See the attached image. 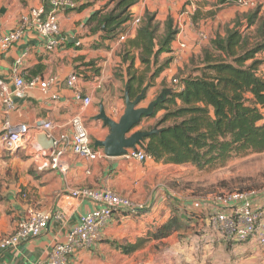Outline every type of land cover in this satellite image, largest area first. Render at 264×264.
Instances as JSON below:
<instances>
[{
	"label": "crops",
	"instance_id": "crops-1",
	"mask_svg": "<svg viewBox=\"0 0 264 264\" xmlns=\"http://www.w3.org/2000/svg\"><path fill=\"white\" fill-rule=\"evenodd\" d=\"M75 2L77 4L75 8L59 13L62 45L58 53L47 51L44 48L42 37L35 31L25 33L23 38L8 50L0 48L1 78L9 74L14 68L16 60L24 51H28V55L21 71L26 79L48 75L63 77L71 72L80 74L81 79L75 88L70 90L66 86H62V94L68 96L64 105L60 101H49L47 96L39 90L28 91L26 95L16 96L15 107L10 113L11 120L15 123L28 124L40 119L51 120L54 123L53 132L57 138L72 135L69 120L75 105V93L79 91L93 95V83L84 79L87 76L89 65L96 61L103 62L104 66L108 65L112 62L114 50L117 48L115 40L111 39L113 35L110 33L96 34L92 32L83 35L78 32L80 23L88 20L106 1L75 0ZM230 2L220 3L219 0H161L159 2L137 0V3L131 8L134 14L144 16L147 11L156 13L157 19L161 21V31L165 28L166 19L171 15L179 28V33L171 46L172 51L159 55L158 65L160 58L161 60L170 58L172 61L169 68L163 70L159 76H171L176 72L179 64L174 61L173 54L182 43L186 46V53L202 49L216 51L215 46L207 42L208 15L213 13L212 9H219V14L228 9V14L233 17L235 10L229 6ZM40 5H44L48 10L53 9L49 0H0V37L14 30L24 14ZM195 16H197L196 20ZM202 33L205 34V38ZM101 35L109 38L107 42L110 43L111 49L94 50L90 47L92 41ZM260 57L263 58L264 54H261ZM135 65L140 70L144 69L139 59L136 60ZM125 75L127 82V74L125 73ZM99 114L95 113L92 104L86 113L88 127L97 121H103L97 118ZM108 114L110 113L108 112ZM3 118L0 104V135L3 131ZM96 141L91 140L93 145ZM4 153L12 157L2 159ZM0 154V236L14 233L18 223L26 217L30 210L42 209L52 214L59 193L71 186L107 187L142 202L150 194L145 191V183L151 174L166 175V168L179 167V165L156 163L149 157L140 163L134 160L129 161L124 156H102L96 161L75 158L70 171L67 174H62L53 168L36 166L32 159L21 151L7 152L0 147ZM20 154H23L27 159H18ZM153 164L158 167L154 168ZM158 193L153 188L148 198L149 201L151 200L148 208L126 212L123 215L116 214L106 225L102 238L94 241L89 247L78 249L71 257L70 264H106L112 258L111 256L115 258L116 256L127 258L132 256L141 246L132 253H125L123 251L125 246L116 243L115 241L118 240L114 241V239L125 238L132 232L136 234L141 232L140 238L138 237L140 241L141 238L156 230L171 215L172 211L166 217L158 216L157 208L159 206L162 208L164 206V209L170 208L171 201L167 195ZM256 203L264 205V196ZM186 204L183 206L189 212L188 215H193L195 223H197L194 227L198 230L202 227L201 232L188 231L181 239L177 238V234H175L163 241H150L154 243L172 241L171 250H174L178 264H231L234 257L238 260V264H264V247H260L256 241L230 245L210 227L207 219L208 211L201 198L189 200ZM96 207L97 205L91 202L85 203L79 214L69 223L51 217L48 227L40 235L22 241L17 247L0 250V264H35L47 260L52 245L57 242H65L69 229L80 222L81 215ZM113 242L119 246L113 245ZM129 264H134V262ZM158 264L164 263L159 261Z\"/></svg>",
	"mask_w": 264,
	"mask_h": 264
},
{
	"label": "trees",
	"instance_id": "trees-1",
	"mask_svg": "<svg viewBox=\"0 0 264 264\" xmlns=\"http://www.w3.org/2000/svg\"><path fill=\"white\" fill-rule=\"evenodd\" d=\"M106 3L90 17L93 32H123L133 17L131 8L137 0H94ZM232 0H219L227 3ZM197 16H195V20ZM179 33L169 15L161 31L156 13L147 11L134 36L122 43L121 63L126 66L125 91L131 99L154 85L170 58L158 66L159 55L171 52ZM216 51L204 50L201 63L184 79L183 90L172 89L155 109L159 131L141 144L145 156L156 163L189 165L199 170H215L226 166L236 156L264 153V14L260 8L250 9L234 19L225 35L213 38ZM139 59L140 70L136 67ZM157 65L152 72V67ZM97 75L101 68L89 65ZM181 210L184 216L181 215ZM179 202L171 215L139 243L163 241L175 234L195 231L197 223ZM140 244L125 246L134 252ZM113 245L119 246L115 242Z\"/></svg>",
	"mask_w": 264,
	"mask_h": 264
},
{
	"label": "built area",
	"instance_id": "built-area-1",
	"mask_svg": "<svg viewBox=\"0 0 264 264\" xmlns=\"http://www.w3.org/2000/svg\"><path fill=\"white\" fill-rule=\"evenodd\" d=\"M49 1L53 6L52 10L46 9L44 5L32 8L29 13L21 17L14 30L0 37V48L8 50L19 42L25 33L35 31L42 37L44 48L47 51L58 53L62 45L59 13L73 9L77 4L75 0ZM150 1L159 2L161 0ZM232 1H235L243 10L260 8L264 14L263 0ZM142 20L143 16L133 13L125 30L115 38L113 37L115 45L118 47L129 37L134 36ZM78 32L83 35L93 32V25L89 19L80 23ZM202 36L205 38L204 33ZM108 45L107 39L97 37L90 47L94 50L107 49ZM185 48V44L182 43L179 49L174 51V61L177 64L184 61ZM27 55L28 51H24L9 74L0 77V104L4 116L3 131L0 135L2 150L21 151L31 158L36 166L53 168L62 174L70 171L75 158L96 161L106 156L104 151L96 148L90 139L86 113L93 104L91 93L79 91L75 93V105L69 120L71 136L64 135L57 138L53 132L54 123L51 120L40 119L32 124L15 123L11 120L10 113L15 107L17 95H26L28 91L39 90L47 96L49 101H60L64 105L68 96L62 94V86L72 90L81 79L77 72H71L63 77L48 75L26 79L21 68ZM99 76L93 69L88 68L84 79L93 82ZM185 77L183 75L179 79H174L176 90L184 89ZM140 146L141 144L135 149L128 150L124 157L129 161L144 162L147 156ZM263 196L264 192L255 189L237 190L212 192L205 194L201 200L207 208L210 227L227 243L241 245L254 240L260 247H264V205L256 203ZM87 202L96 204L97 207L81 215L80 222L69 229L65 242L52 245L47 260L35 264H70L71 257L78 249L89 247L94 241L102 238L106 225L116 214L123 215L126 212L139 211L146 207L145 203L137 202L130 196L107 187L71 186L59 193L52 214L42 209L30 210L26 217L18 223L14 233L0 236V250L17 247L22 241L40 235L48 227L51 217L69 223Z\"/></svg>",
	"mask_w": 264,
	"mask_h": 264
},
{
	"label": "rangeland",
	"instance_id": "rangeland-1",
	"mask_svg": "<svg viewBox=\"0 0 264 264\" xmlns=\"http://www.w3.org/2000/svg\"><path fill=\"white\" fill-rule=\"evenodd\" d=\"M229 6L235 10L233 17L228 14V9H225V12L220 14L218 11L219 9H212L213 13L208 15V43L213 44V38H215L218 34L225 35L226 30L234 26V19L239 14L242 15L249 11L243 10L235 1H231ZM99 37L109 39L102 35ZM114 38H111L112 41L115 40ZM121 46L122 44L114 50L115 53L112 57V62L108 63V65L104 66L103 62L100 61H96L94 63L96 67L101 68L102 72L99 78L92 82V91L94 97L93 107L95 113L99 114L100 107L103 105L106 109V113L108 114L109 112L110 114L108 115L112 118L115 117L113 119L117 121L124 113L126 106V68L121 63ZM108 48L111 49L110 43L107 46V49ZM204 50L205 49L189 51L186 53L184 61L177 65V70L174 74L171 76H158L159 78L157 77L154 80V85L145 91V99L141 101L140 105L147 107L162 93L166 95L168 91L175 89L174 79H179L183 75L188 76V74L201 63L205 54ZM116 58H118V60H116ZM164 62H166V58H163L162 60L160 58V63L158 66L164 64ZM170 62L172 61L170 60ZM170 62L167 63L164 71L165 69L169 68ZM158 66L154 65L152 67V72L156 70ZM262 73L264 74V66L262 67ZM162 114L163 112H160L158 117L154 119H143L141 124L135 130H148L149 127L156 126L157 120ZM89 127L90 139L92 141L104 139L110 132L109 127L105 126L103 121H97L94 124H91ZM6 154L7 153H4L2 159L12 157L11 155ZM18 159L25 160L27 158L24 157L23 154H20ZM153 167L156 168L158 165L153 164ZM165 171L166 175H161L158 173L151 174L150 178L145 183V191H148L150 194H148L142 201L146 204V207H149L151 200L149 201L148 198L151 195L153 188L159 192V195H167L169 200H171L169 203L170 208L168 207L167 209H164V206L163 208L160 206L157 208L158 216L161 215L162 217H166L170 211L173 212V205L175 202H179L180 206L183 207V204L185 205L189 202V200L202 198L205 194L212 192H229L254 189L264 192V153L247 156H236L226 166L215 170L206 171L199 170L198 168L189 165H179V167L172 166L171 168H166ZM143 195H145V193H143ZM135 201L138 202V200ZM162 211L164 212L163 214L161 213ZM181 215L184 216L182 210ZM200 229L198 230L196 228V230L193 232L200 233ZM184 233L186 234L187 232ZM184 233L177 234L176 237L181 239L182 237H185ZM139 234H141V232H137V234L132 232L129 233L125 238L114 239V241L118 240L115 242L123 246H130L139 242ZM171 245L172 241H167L166 243L150 242L147 244H140L141 248H139V246V249L137 248L138 250L136 249L137 251L134 252L132 256L128 258L125 256H116L115 258L110 255L112 258L106 264H129L130 262H134V264H158L159 261L164 264H178L176 261V254L174 250H171ZM234 258H232L231 264H238V260L236 257Z\"/></svg>",
	"mask_w": 264,
	"mask_h": 264
},
{
	"label": "water",
	"instance_id": "water-1",
	"mask_svg": "<svg viewBox=\"0 0 264 264\" xmlns=\"http://www.w3.org/2000/svg\"><path fill=\"white\" fill-rule=\"evenodd\" d=\"M145 91L135 99H131L129 92H125L126 107L124 114L119 121L114 120L107 115L104 106H101L98 119L103 120L106 126H109L110 133L103 140H97L94 146L101 148L108 157H121L127 154L128 150L135 149L143 141L159 131L158 127L150 130H135L144 118L153 116L156 107L164 99L162 93L155 101L147 107L140 106L141 101L145 98Z\"/></svg>",
	"mask_w": 264,
	"mask_h": 264
}]
</instances>
